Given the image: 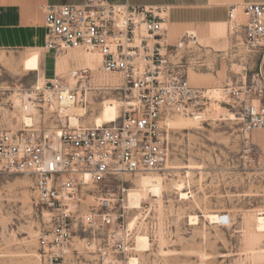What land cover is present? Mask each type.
<instances>
[{"label":"built area","instance_id":"built-area-1","mask_svg":"<svg viewBox=\"0 0 264 264\" xmlns=\"http://www.w3.org/2000/svg\"><path fill=\"white\" fill-rule=\"evenodd\" d=\"M41 8L46 52L56 60L78 51L99 62L95 68L70 70L73 83L54 74L39 101L50 108L55 104L57 115L58 104L86 105L101 91H114L126 103L117 120L104 125L65 123L58 130H41L23 122L16 130L0 128V173L28 176L36 204L49 215L47 229L37 238L42 264L76 263L77 241L101 264H123L134 248L136 229L127 222L125 189L109 193L103 188L123 174L162 171L171 155L166 120H201L214 90L192 84L187 63L172 52L180 47L167 42L166 5L87 0ZM226 24L243 49L260 56V65L250 79L226 83L215 93L239 125L241 157L257 165L264 178V160L250 138L264 129V3L229 5ZM99 76L115 81L100 84ZM227 222L221 215L219 223Z\"/></svg>","mask_w":264,"mask_h":264},{"label":"rangeland","instance_id":"rangeland-1","mask_svg":"<svg viewBox=\"0 0 264 264\" xmlns=\"http://www.w3.org/2000/svg\"><path fill=\"white\" fill-rule=\"evenodd\" d=\"M167 29L169 44L183 43L172 52L187 63L192 84L212 91L250 79L259 70L260 56L243 49L229 35L226 23L169 22ZM188 30L196 33L194 38L187 37ZM75 52L88 65L82 58L86 54ZM76 67L72 59L55 60L49 52L44 57L43 50L0 49V128L22 127L28 102L33 104L29 125L41 130H58L61 124H70V116L83 126L115 120L117 100L122 99L114 91L97 92L86 105H58L60 116L53 112L55 104L50 108L39 101L47 80L58 73L70 82L68 73ZM108 77L97 81L109 82ZM212 95L202 119L193 126L171 127L166 120L171 155L162 171L123 174L103 188L109 193L125 189L127 222L136 229L134 248L123 264H129L131 257L137 264H264V225L257 222L264 215L263 173L244 162L239 125L215 91ZM250 136L264 160V129ZM173 183L183 184L186 199L180 198ZM34 195L28 176L0 173V264H42L37 238L47 229L49 215ZM208 214L228 215L229 223H211ZM194 215L198 221L193 224L189 219ZM76 243L79 254L72 264H101L91 248Z\"/></svg>","mask_w":264,"mask_h":264},{"label":"crops","instance_id":"crops-1","mask_svg":"<svg viewBox=\"0 0 264 264\" xmlns=\"http://www.w3.org/2000/svg\"><path fill=\"white\" fill-rule=\"evenodd\" d=\"M87 0H0V49L43 50L44 5L83 4ZM112 4L166 5L169 22L209 25L226 23L227 7L234 3H264V0H105ZM175 25V24H172ZM191 31V30H188ZM186 31V33L188 32ZM168 33V29H167ZM195 37L196 33L193 31ZM77 67L84 65L79 57H70ZM68 62V60H67ZM45 66V64H44ZM264 73V64H263Z\"/></svg>","mask_w":264,"mask_h":264},{"label":"bare ground","instance_id":"bare-ground-1","mask_svg":"<svg viewBox=\"0 0 264 264\" xmlns=\"http://www.w3.org/2000/svg\"><path fill=\"white\" fill-rule=\"evenodd\" d=\"M186 35H187V37H193V36H194L193 31H188V32L186 33ZM182 44H183V43H180V47H181ZM74 55H75V57H80V56H78V55L76 54V52L74 51L73 54L65 55V56H61V57L57 58V60H61V61L69 60V58H70V57H73ZM80 58H81V57H80ZM82 58H83V59L85 58V61H86V63H87L88 65H83V66H79V67L95 68V67L97 66L98 62H99V59H98L96 56H94V55H85V56H83ZM79 67H78V68H79ZM56 74H58V73H56ZM99 77H100V76H99ZM104 78H106V77H104ZM108 78H109V77H108ZM109 79H110L109 82H114V81H115L114 78H109ZM69 80H70L71 83L74 82V80H73L72 78H70V77H69ZM97 82L100 83V84L107 83V82H104V83H103V81H100V80H98ZM214 91H215V89H214ZM31 94H33V93H31ZM116 100H117V99H116ZM117 101L120 102V103H119L120 105L118 106L117 117H116V119L113 120L112 122L116 121L117 118H118L119 107H120L121 105H123V104L126 103V102L123 101V100H117ZM70 103H71V102H70ZM68 104H69V103H62V105H63L65 108L68 107ZM72 104H73V103H72ZM32 105H33V104H31V103H29V102L26 104V112H25V115H24V118H23L24 123H25L26 125H29V124L31 123V118L29 117V115H30L31 112L33 111V106H32ZM58 105H59V104H58ZM60 105H61V104H60ZM75 105H77V104H75ZM230 116H231L230 118L233 119V115L230 114ZM200 117H202V115H200ZM197 120H198V117H197V116H195V117H193V116H192V117H189V118H187V119H185V120H183V121H181V120H173V119H171V117H170V118L167 119V124H169L171 127L173 126V127H179V128L185 129L186 127H188V126H190V125L193 126V125L197 122ZM69 121H70V124H71L72 126H76V125L78 124V119H77L76 117H72V116H70ZM112 122H109V123H112ZM109 123H104V124H109ZM70 124H69V125H70ZM104 124H97V125H104ZM178 180H179V179H178ZM181 183H182V182H181ZM181 183H173V186L176 188V190H178L179 195H180V198H181V199H186V198H187V193L183 192V184H181ZM128 194H129V193H128ZM128 194H127V196H128ZM127 200H128V199H127ZM207 217L210 219L211 223H218L219 218L221 217V215H220V214H208ZM227 219H228V222H227V223H229V216H228V215H227ZM189 220H190V222H192L193 224L196 223V222L198 221L196 215H194V216H190V219H189ZM257 222H258L259 225H264V215L258 216V217H257ZM129 264H137V259L134 258V257L129 258Z\"/></svg>","mask_w":264,"mask_h":264}]
</instances>
